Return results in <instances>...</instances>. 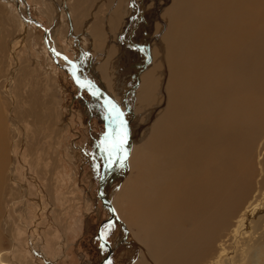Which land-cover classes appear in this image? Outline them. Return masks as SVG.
Wrapping results in <instances>:
<instances>
[{"label":"rangeland","instance_id":"rangeland-1","mask_svg":"<svg viewBox=\"0 0 264 264\" xmlns=\"http://www.w3.org/2000/svg\"><path fill=\"white\" fill-rule=\"evenodd\" d=\"M25 1L16 0V3H10L0 0V85L10 70L17 67L14 75V94L16 92L20 97L18 99L25 102L22 106L28 107L27 100L29 103L36 100L39 105L43 102L41 105L43 110L46 114L50 112L52 117L50 116L49 120L43 123L46 127L42 129L44 136L40 134L38 138V134L34 135L31 132V127L27 122L32 117L27 119L24 115H22L24 118H18L22 128H18L17 134H13L7 118L9 101L0 88V123L3 124L7 133L1 139H6L4 149L7 156L6 159L1 158L6 161V167L10 145L17 143L14 147L16 155L14 158L17 160L15 163L16 179H12L6 170L5 182L0 187V255L2 254L6 264H101L109 254V248L101 240L99 232L102 233V238L112 246L118 242L103 264H131L132 246L135 241L141 244L139 252L143 253L142 255L150 251L146 244L143 246L141 243L147 234L155 240H159V235L167 240L177 235L174 240H178L177 238L184 233L198 228L194 220L196 211L187 210L188 207L183 204L192 203L193 209H197V220L205 224L203 227L208 237L213 233H218L216 229L222 214L224 215L221 219H224L226 215L228 219L256 192L261 191L260 188L264 189V0H242V4L241 0L236 1V4H232L229 0H216L215 4H210L209 11L210 9L211 11L205 17L209 21L211 14L213 15L219 7L226 13L229 9L237 10L241 15L238 20L234 17L230 21L224 16L228 23H224L227 29L222 30L221 35H214L213 25L210 26L211 43L209 45L214 46L218 53L212 54L211 67L203 73L200 81L209 83L211 87L212 99H214L211 100L212 104L209 103V113L212 125L217 127V130L214 129L215 136L221 134L222 123L233 126L232 123L235 124V121L239 119L246 121V123L241 121L246 129L240 131L239 139H236L229 151V159L217 153L212 155L213 160L208 159L209 166L214 171L210 173L208 180L197 177L196 172L193 173L192 168L186 164V160L183 164L180 163L181 153H185L189 146L184 145L183 148L178 142V146L172 147L173 149L165 147L162 152L158 151L162 144L160 140L155 139V135L159 133L157 125L159 124L160 127L162 123L160 121L162 120V109L156 110V116L161 118L155 116L154 123H151L146 113H142V119L137 121L136 115L133 116L134 108L131 102L118 101V104L115 99H108L114 106L111 112L108 106L96 96L78 86L67 62L52 58L45 43L44 29L32 21L26 20L27 23L22 19L23 15L27 17V10L23 8L27 5L26 7L31 8L32 18L48 28L50 33L48 38L54 42L52 47L76 61L79 74L86 80L87 85L90 86L93 82L102 88L104 84L102 85L101 80L90 68L94 69L96 65L105 61V48H108L105 41L109 39V33H106L107 40L104 38L102 46H98L93 41L86 43L83 40L79 41L80 35H83L85 31L84 20L81 16L79 17L80 9L84 6L79 7L80 4H75L76 0H67V4L70 3L69 5L72 9L74 8L80 18L77 29L65 14L66 0ZM131 1L135 4L134 7L130 5V18L133 24L139 20L142 23L147 22L149 15L154 16V20L159 19L158 22L164 31L160 35L155 34V38L160 42L162 40L165 42L164 48H167L171 41L178 42L179 38H186L189 32L187 19L194 18L196 10L190 0H126V4H132ZM17 4H21L22 13L19 12ZM88 4H96V6L95 8L87 7L89 10H87L86 19L92 16V12L94 15L99 13V19L105 24L106 16L118 7L119 1L113 3L111 8L104 6L103 0H93ZM243 11L248 16H242ZM58 18L63 19L62 25L57 23ZM171 20L177 22L174 27L171 25ZM124 22L127 23L125 18ZM109 24L112 30L116 24L119 27L120 20L114 18V21L111 20ZM99 25L102 23L100 22ZM193 31L192 26V34H194ZM17 36V52L16 49L11 51L10 41ZM129 36L130 34H126V40L115 42L117 60H120L121 64L129 60V56L123 51V42L130 44L134 53L141 54V58L125 69L122 77L130 72L135 85H144L150 77L147 67L151 61H148V58L152 56L151 46L154 47L156 41L148 40L147 43L151 46H146L134 39L130 40ZM81 42L83 49L78 46L82 44ZM182 44L184 45L176 49L178 52L177 65L183 61V54L187 55L188 49L198 46V41L191 40ZM13 52H16V59L12 56ZM102 81L105 86L110 85L106 79L102 78ZM110 87L113 88L111 85ZM191 105L192 110L197 106V104ZM199 106L201 108L200 104ZM206 112L208 113V110ZM225 116L231 120V124L226 121ZM198 121H200L199 118ZM148 124L151 126L149 127ZM50 125L54 127L53 130ZM125 128L127 129V141L122 150L110 154L108 151L110 145L119 140ZM35 137L37 139L32 141ZM150 137L154 140L149 146L147 143ZM150 156L157 170H170L177 180L168 183L171 176L168 172L165 174V171L159 170L162 180L155 177L156 173H149ZM209 166L208 170L211 172ZM181 175L183 181L179 178ZM221 176L223 179L218 180ZM104 180L102 191L113 203L115 214L123 220L125 227H122L118 220L106 222L111 217V210L99 194L100 184ZM162 183L172 188L174 196L170 200L176 199V203L168 202L172 206L175 205V208L170 207L167 211L169 206H166V214L156 215V211L152 208L160 206L157 203L160 201L159 194L163 192ZM215 184L216 186L225 184V189L219 196L220 198L227 197L224 199L225 211L221 208V212L216 207L217 214L213 217L212 213V219L211 217H200L201 206H198V202L202 200V194L204 195L203 189L207 187L208 193L212 196L214 194L211 195V191L213 187L215 188ZM142 191L145 195H149V198L144 197ZM139 203L143 207L146 206L148 213L138 214L136 212ZM182 212L184 214L181 215ZM207 213L208 216L211 211ZM167 214L173 217V220H166ZM154 215L158 217L157 221L154 220ZM154 224L160 225L165 233L159 234L151 231ZM184 225L189 229H186ZM178 229L184 231L176 233ZM169 230H171L170 233ZM204 242V238L199 235L191 244L194 250L198 251ZM32 243L35 244L36 250L48 256V260L36 254V250L31 248ZM178 249L175 258L170 257L173 252L169 255L156 253L157 257L154 258L157 259V264H173V262L174 264H188L190 258L193 259L191 253L189 255L188 251ZM136 261L138 260L135 259L133 264H136ZM142 264L145 263L142 262Z\"/></svg>","mask_w":264,"mask_h":264},{"label":"bare ground","instance_id":"bare-ground-1","mask_svg":"<svg viewBox=\"0 0 264 264\" xmlns=\"http://www.w3.org/2000/svg\"><path fill=\"white\" fill-rule=\"evenodd\" d=\"M4 1L10 2V3L11 2L16 3V0H4ZM23 1L26 2L25 0H23ZM91 1H93V0H76V3L75 2H73V3L78 4V5L80 4L79 7L84 6L82 9H80L79 17L81 16V18L84 20L83 28H85V31L82 30L84 32V34L80 35L81 38L79 39V41L83 40L85 43L88 41H93L98 46H102V42L106 36V33H109V39L107 40L105 38L107 40L105 42L108 45V48L107 49L105 48V51H106L105 61L103 60L104 61L103 63L96 65V67H94V69L90 68V70H92L94 72L95 76L101 80L102 85L104 84L102 86V88L100 87L101 88L100 89L96 84H94L91 81H90L91 85L90 86H89V84L87 85L86 80L84 78H82L79 74V66L77 63H76L77 65H74V63L71 60H70L71 61L70 62V61L65 60V58H63L61 56H54L53 52H51V50H50V48H53L52 46L54 45V42L48 38L50 35V33L48 32L49 35L47 34V37L45 38V43L47 45L48 50L51 52L50 55L52 56V58L53 57L58 58L60 60H63L64 62H67V66H69L70 72H72V74L75 71L78 72L77 78L81 83H84L85 86L88 88L94 89V91L98 92L100 95H102L104 98H106L107 101H108V99L109 100L115 99L118 104H119V102L122 103L123 101L131 102V104L133 105V108H134L133 116L136 115L137 121H140L142 119V113H146L149 116L151 123H154L153 121L155 119V116L157 115L156 110L162 109L161 110L162 114L160 113L162 115V120H160V121H162V123L160 122L161 123L160 127H159V124L157 125L159 128V133L155 135V139L160 140V143L162 144L161 147L158 148V151L162 152V150L165 147H167V148H169V147L174 148V146L177 147L178 142H180L181 147H183V148H184V145L189 146L188 149L190 151H187L188 150L187 149L185 151V153L184 152L181 153L180 163L183 164V161L186 160V164L189 166V168H192L193 173L196 172L195 174H197V177H201V178L203 177L206 180L210 179L209 175H210V173H212L214 171L209 166L208 162H210V161H208V159L211 158L210 160H213L212 155L217 153V154L223 155L224 158H226L228 160L229 159V157H228L229 151L232 149L233 144L236 141V139H239L240 131H245V129H246L245 125L242 124V123H246V121L244 122L243 119H239V120L235 121V124L232 123L233 126L234 125L236 126L235 128L233 126H228L227 123L226 124L222 123L221 134L215 136V134H216L215 130H217V127L212 125L211 115L209 113L210 112L209 111V103H211V100H213L214 98L212 99V91H211V87L209 86L210 84L205 82V81H200V80L202 78L203 73L208 71L209 68L211 67L210 66V60H211L212 54L214 52H217V50L214 49V46L210 47L211 45H209V43H211V37L209 36L210 26L213 25L214 35H216V34L221 35L222 34L221 31L227 29V26L225 27L224 23L225 22L228 23L227 20L224 18V16L226 18H228L229 21H230V19H233L234 17L236 18V20H238V17H241L240 12L237 10L232 11L231 9L227 8L229 10L226 13L222 10L221 7H219V9L217 11H215L214 13L212 12L213 15L211 14V17H210L211 19L208 21L207 20L208 18H205L206 14H208L211 11V9L209 11L210 4H212V5L215 4L216 0H208V1L207 0H190L191 4H193L194 9H196V10L194 12V15H195L194 18H188L187 19V21L189 23L188 24L189 32H188L186 38L181 37V38H179L180 41H178V42L171 41L169 43V46L167 48H164L165 42H163V40L160 42V40H156V38H155V36H156L155 34L160 35L164 31V28L162 26H160V24L158 22L159 19L154 20V16L151 17L149 15L147 22L142 23L139 20L138 22L133 24V22L131 21V18H130V7H131L130 5H133V7H134L135 4H133L132 1H131L132 4H126V0H103V2L105 3L104 6H107L109 8H111L113 6V3H115L116 1H119V4H117L118 7H116V9L111 11L110 15L108 14L106 16V18L104 20L105 24L101 19H99V16H100L99 13L94 15V12H92L91 13L92 16H90V17H88V19H86L87 18L86 17L87 10H89V9H87V7L91 6V7L95 8V6H96V4L89 5L88 3H90ZM229 1H232V4H236V1H238V0H229ZM110 3H112V4H110ZM240 3L242 4L243 1L241 0ZM69 4H67V0H66L65 14L67 15V19L71 20L73 22L74 26H76V28L78 29V25L80 24V18H78V15L76 14L74 8L72 9L71 5H69ZM17 5H18L19 12L22 13L21 12V10H22L21 4H17ZM26 6L27 5H24V7H23V8H25V11L27 10V17L24 15L22 16V19L24 21L28 20L29 17L32 18L31 8L29 9ZM242 13L245 14L246 12L244 13V11H243ZM243 14H242V16H248V14L247 15L246 14L243 15ZM114 18L119 19L120 24H119V27L116 24L113 27V29L111 30V28L109 27V25H110L109 23L111 20L114 21ZM124 18H125L127 23L124 22ZM257 18H258V16H257ZM62 21H63L62 18H58L57 23L62 25V23H63ZM100 22L102 23V25H99ZM176 24H177V22L175 20H171V25L173 27ZM36 25L40 26L38 24H36ZM192 26L194 28V31H193L194 34H192V32H191ZM40 27L43 28L42 23H41ZM230 27H231V24H230ZM126 34H130V36L128 37L130 40L134 39L139 43L146 44V46H151L149 43H147L148 40L151 42L156 41L155 46L154 47L151 46L152 56H151V58H148V61H151L150 63H148V67H147L148 74L150 75V77L148 78V80L146 81V83L144 85L143 84L142 85L141 84L135 85L133 78L130 76V72H127L125 74V76L122 77V72L125 69H127L128 67H130V65L135 60H139L141 58V54L140 53H134L133 49L131 48L132 46L130 44H126L125 42H123V51H125L126 54L129 56V60H127L124 64H121V61L117 60V53L115 54V48H114L115 42H117L118 40L122 42L126 38L125 37ZM245 36H247V35H245ZM22 37L23 36H21V38ZM128 38H127V41H128ZM238 39H239V37H238ZM17 40H18V36L16 38H13L10 41L11 51H15V49H16V52H17V47H16L17 43H18ZM191 40L198 41V46L196 45L194 49H188L187 55L183 54V61L177 65V62H178V57H177L178 52L176 50L177 47L180 45H184L182 43L190 42ZM238 41H240V40H238ZM218 43H219V41H218ZM222 43H223V41H222ZM160 45H162L163 48L160 47ZM78 46H81V49H83V47H82L83 43L79 44ZM84 46H85V44H84ZM53 49H55V48H53ZM56 51L59 52L58 50H56ZM162 51H164V52H162ZM16 52H13V54H12L14 59H16ZM59 53L63 54L62 52H59ZM233 53H234V51H233ZM63 55H65V54H63ZM91 65H92V63H91ZM17 66H18V63H17ZM12 68H13V66H12ZM15 71H17V67L10 70L8 76L2 80L1 85H0V88L3 91L5 98L9 101V108H8L9 111H8V117H7L8 122H9V128L11 129V132L13 134H15V133L17 134L18 130L20 128H22L21 127L22 124L20 123L18 118H24L25 117L28 119V117L31 116L32 118L30 121L27 122V124L31 127V132L34 135L38 134V138H39L40 137L39 135L43 134L42 129L46 128L43 126V123H46L45 121L49 120V117L51 116V114L49 111H47V112H49V113H47V114H49L47 116V114L45 113V110H43V106H41L43 102H41V105H39L36 100L33 103L32 102L29 103V100H27L26 104L28 107L25 108V105L22 106L23 102H21V99H18L20 97L17 95L16 92L14 94V91H15V79H14ZM102 78L106 79L107 82H109L110 85L113 86V88H111L110 85L105 86V83L102 81ZM259 88H261V87H259ZM259 91H261V90H259ZM91 94L96 96V94H94L93 92H91ZM28 97H30V96H28ZM123 98H125V100H123ZM35 99L39 100V98H35ZM188 101H191V103H188ZM191 104H193V106H194V104L195 105L197 104V106H195L194 110L191 109L192 108ZM199 104L201 105V108H200ZM116 109H118V108H116ZM202 109H204V111H202ZM207 110H208V113L206 112ZM117 113H119V112H117ZM22 115H24V117ZM2 118H3V116H2ZM157 118H161V117H157ZM157 118H156V120H158ZM198 118L200 121H198ZM234 118H236V117H234ZM4 119H5V117H4ZM27 119H26V121H27ZM225 119L229 124H231V120L229 118H227L225 116ZM115 121H116V118H115ZM241 121H242V123H241ZM2 125L3 124L0 123V150H1L0 158L5 157V159H6L7 155H6V151L4 149V146H6V141H5L6 139H3V140H1V139H2V137L6 136L7 133H6V129ZM155 125H156V122H155ZM50 126H51L50 127L51 130H53L52 128H54V127H52V125H50ZM148 126L150 127L151 125L148 124ZM23 130H25V129H23ZM186 132H188V133H186ZM192 132H195L194 135H190ZM155 133H156V131H155ZM44 135L45 134H43V136ZM185 135H187V136H185ZM41 137H42V135H41ZM228 138H230L231 140ZM36 139H37V137H35V139H32V141L36 140ZM153 140L154 139H152L150 137L147 145L150 146L153 143ZM13 142H15L14 139H13ZM191 142H193V143H191ZM40 143H41V141H40ZM16 144L17 143L15 142V143H12L10 145V151H8L9 155H8V161H7L8 166L7 167H6V161L3 158L0 159V187L5 182L4 181V174H5L6 170H7V173H9V175L12 177V179H16V177H15V172H16L15 163L17 162V160L14 158V157H16V155L14 154V149H15L14 147H16ZM153 151H155V148L153 149ZM194 157H196V158L194 159ZM149 158H151V162H149V166H148V172L149 173H156L157 176H155V177H157L158 179H161L162 177L160 178V174H161V172L165 171V174H167V172H168V174L171 176L168 183L169 182L173 183L177 180V177L170 170L159 169V170H161V172L159 170H157V168H155V166H153L152 156H150ZM166 158L167 157H165V159ZM208 166L210 167L211 172L208 170ZM175 167H178V166H175ZM115 168H117V167H115ZM146 172H147V169H146ZM149 173H148V175H149ZM190 175H191V173L189 174V176ZM181 177H182V175L179 178H181ZM156 179L154 181H156ZM166 179H168V178H166ZM222 179L223 178L221 176V179H218V180H222ZM163 180H164V176H163ZM229 180H231V179H229ZM182 181H183V179H182ZM159 182H161V181H159ZM222 182H224V181H222ZM228 183H230V182H228ZM176 184H177V182H176ZM224 185L225 184H222V185L218 184L216 186V184H215L216 189L213 187V189L211 191V195H212V193L214 195H212V196H210V193H208L207 187H205L203 189L204 195L202 194V200H200L198 202V206H201L200 207V211H201L200 213L201 214H199L200 217L205 216L206 218L211 217V219H212V213H213V217L217 214L216 213V207H218L219 211H221V208H222V211L224 210V207H226V203L224 202V199H226L227 197L226 196H224V197L222 196L223 198L219 197V196H221L220 193L222 192V190L225 189ZM161 187L163 189V192L159 194L160 201L158 200L159 203H157L160 206L156 208L155 203H154L155 209L151 207L153 210L156 211V213H155L156 215L157 214L159 215L161 213L166 214V212L170 209V207L175 208V205L172 206L171 204H168V202H170L172 204L176 203V199L170 200L171 197L174 196L173 195L174 191L172 190V188L169 187V185L165 184V183H162ZM260 189H261V191L259 190L250 199H248L243 207L240 206L238 208V210L234 213L233 216H230L227 219L226 218L227 215H226V217H224V219H221L222 215H224V214H222L219 218V224H218V227L216 229V230H218V233H213L212 236H208V237L206 236L207 232L204 231L205 227H203V226H205V224H203L201 221L197 220L198 219L197 209H195V208L193 209L192 203L186 204V205L183 204L184 206L188 207L187 210H192V212L196 211V213H197L196 219L194 218V220L196 221L195 226L198 225V228H195V229L193 228L194 230L190 229L191 231H188V232L186 231L187 233H184L182 236H180V238H177L178 240H174V238L177 237V235L175 237L174 234L172 235V236H174V238H169L170 240H167L166 238H162L161 235L158 236L159 240H155V238H152L150 236V234H147L145 240H142V239H140V240H142L141 241L142 245L144 246V244H146L147 248L150 251L146 252V255H142L143 253L139 252V248L141 247V244L135 241L133 243V246H132L133 259L130 260L131 264L134 263L135 259L138 260V261H136V264H142V262L145 264H157V259L154 258V257H157L156 253H159V254L165 253V254L169 255L173 252V254L170 257L175 258L176 254L178 253V251H177L178 248H182L183 250L188 251L189 255H190V253L192 254L193 259L190 258L188 264H190V262L192 264H264V189H262V188H260ZM156 190L158 191V189H156ZM216 190H217V192H216ZM142 193H144V192L142 191ZM144 195H145V193H144ZM148 196L145 195L144 197H148ZM106 199L109 201V203H111L110 202L111 200L108 199V197H106ZM149 202H150V200H149ZM140 203L142 204V202H140ZM140 203L138 204V206L136 205L137 206L136 210H138L136 212H138V214H142V212L148 213L146 206L143 207ZM166 206H169L167 211H166ZM159 208H160V210H159ZM114 211L116 212L115 209H114ZM207 211H211L210 215H208V216H207V214H208ZM182 214H184V212H182L181 215ZM116 217H117V219L114 222H116L118 220L121 222L122 227H125V225H124L125 223L123 222V220H121L117 216V214H116ZM157 218L158 217L155 216L154 220H156ZM172 218L173 217H170L168 214L166 215V220L170 221ZM180 223H181V221H180ZM190 223L191 222H189V224ZM190 225H192V223ZM184 226H186V225H184ZM192 226H194V224ZM185 228L189 229L187 226ZM208 229H209V226H208ZM151 231H153L155 233H159V234L164 232V231H162L160 225H156V224H154V227L151 229ZM170 231L171 230H169V233H170ZM181 231H182L181 229H178V231L176 233H179ZM199 235L204 238L205 242L202 245H200L198 251H195L193 248V245L191 243ZM205 236L208 238L207 240L205 239ZM201 241H203V240H201ZM119 242H122V241L119 240ZM117 245H118V242L116 244H114V246L111 245V247L114 249V247H116ZM31 248L36 250V246L34 243L31 244ZM35 252H36V254L41 255L42 258L48 260V256L44 255L40 250H36ZM170 257H168V258H170ZM158 260H160V259L158 258ZM184 261H186V260H184ZM159 263H160V261H159ZM0 264H6L4 262L2 254L0 255ZM173 264H174V262H173Z\"/></svg>","mask_w":264,"mask_h":264},{"label":"water","instance_id":"water-1","mask_svg":"<svg viewBox=\"0 0 264 264\" xmlns=\"http://www.w3.org/2000/svg\"><path fill=\"white\" fill-rule=\"evenodd\" d=\"M28 8H29V7H28ZM28 20H29V21H32V22H34L35 24H38V25L41 26V23L38 22L37 20L33 19V18H30V17H29ZM43 28H44V35H45V38H46V37H47V34H48V32H49V30H48V28H46V27H44V26H43ZM50 50H51V52H53L54 56H61V57L65 58V60H67V61H70V60H71V59H69L67 56H65V55H63V54H60L59 52H57V51H56L55 49H53V48H50ZM71 61L74 63V65H77L75 61H73V60H71ZM71 61H70V62H71ZM77 75H78V72L75 71V72L73 73V78H74L75 82H76V83H77L82 89L87 90V92H89V93L93 92L94 94H96L97 98L100 99L104 104H106V105L108 106V108H109V109L111 110V112H112V111H113V106H112V104L109 103V102L106 100V98H104V97H103L102 95H100L98 92L94 91V89L88 88V87L85 86L84 83H81V82L78 80ZM104 182H105V180L102 181L101 184H100V192H99V194H100V197L104 200V202L109 206V208H110V210H111V217H110L108 220H106V222H112V221L116 220L117 217H116V214H115V211H114V206H113V204H112V203H109V201L106 199L105 194H104L103 191H102V188H103ZM99 236H100L101 240L104 241L105 244H106V246L109 248V254H107V256L102 260V263H101V264H103V263L106 262V260L109 258L110 253H111V251L113 250V248L111 247L110 243L106 242V241L102 238V233H101V232H99Z\"/></svg>","mask_w":264,"mask_h":264},{"label":"snow or ice","instance_id":"snow-or-ice-1","mask_svg":"<svg viewBox=\"0 0 264 264\" xmlns=\"http://www.w3.org/2000/svg\"><path fill=\"white\" fill-rule=\"evenodd\" d=\"M126 141H127V129L125 128V129H123V134L119 138V140L110 145V147L108 149L110 154L113 152L121 151L123 148V145L126 143Z\"/></svg>","mask_w":264,"mask_h":264}]
</instances>
